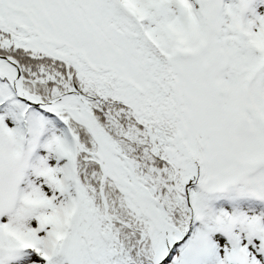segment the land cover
I'll list each match as a JSON object with an SVG mask.
<instances>
[{"label":"snow or ice","instance_id":"obj_1","mask_svg":"<svg viewBox=\"0 0 264 264\" xmlns=\"http://www.w3.org/2000/svg\"><path fill=\"white\" fill-rule=\"evenodd\" d=\"M0 264H264V0H0Z\"/></svg>","mask_w":264,"mask_h":264}]
</instances>
